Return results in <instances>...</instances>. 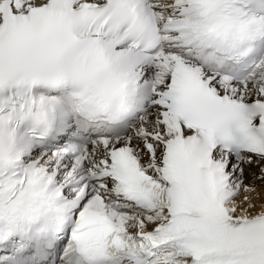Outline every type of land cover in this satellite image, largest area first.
I'll return each mask as SVG.
<instances>
[{
	"label": "snow or ice",
	"instance_id": "snow-or-ice-1",
	"mask_svg": "<svg viewBox=\"0 0 264 264\" xmlns=\"http://www.w3.org/2000/svg\"><path fill=\"white\" fill-rule=\"evenodd\" d=\"M0 264H264V0H0Z\"/></svg>",
	"mask_w": 264,
	"mask_h": 264
}]
</instances>
